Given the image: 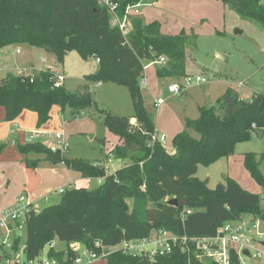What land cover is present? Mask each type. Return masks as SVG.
Listing matches in <instances>:
<instances>
[{"label":"trees","instance_id":"16d2710c","mask_svg":"<svg viewBox=\"0 0 264 264\" xmlns=\"http://www.w3.org/2000/svg\"><path fill=\"white\" fill-rule=\"evenodd\" d=\"M218 1L264 29L263 0ZM110 2L117 5L121 19L128 7L144 4V0ZM112 20V13L101 0H0V51L29 45L54 54L60 63L72 51L85 60L93 58L99 62L98 72L85 77L79 92H70L64 86L55 88L50 71L33 78L8 74L0 81V107L5 109L7 122L30 111L37 115L40 129L50 122L54 107L63 114L70 110L73 116L94 109L97 105L90 91L92 82L126 87L135 109L130 118L105 115L104 124L123 141L113 151L114 159L131 161L111 174L90 161L53 153L41 143L18 145L29 169H36L40 161L31 160L29 155H44L54 166L64 164L82 178L102 180L95 190L65 189L56 204L31 212L24 227L28 258H36L53 240L66 248L52 250L50 258H57L61 264H74L78 255L75 244L102 256L103 248L146 239L158 231L204 238L216 236L224 225L239 222L245 216L264 223L258 194L245 190L231 177L215 189L197 177L199 166L210 167L231 157L239 143L250 142L258 131H264V92L245 101L229 88L214 106L200 107L199 118L186 119V129L173 138L174 153L160 142L149 147L156 125L141 93L144 64L164 56L168 62L157 69L158 78L183 81L190 76L189 35L184 31L165 35L159 21L145 23L138 17L132 19L129 33L123 35ZM132 119L137 127L132 125ZM190 131L199 137H193ZM6 147V143L0 144V156ZM130 149L136 152L130 155ZM260 164L256 154L245 155V168L264 189ZM173 199H186L187 206L175 207L170 204ZM140 202L150 205L144 218L138 209ZM21 242L18 239L16 245L19 247ZM197 255L192 248L182 252L176 247L170 254L154 259L120 251L104 258L106 264H217L208 259L204 263ZM230 255V264H241L237 251L232 249Z\"/></svg>","mask_w":264,"mask_h":264},{"label":"rangeland","instance_id":"374dc122","mask_svg":"<svg viewBox=\"0 0 264 264\" xmlns=\"http://www.w3.org/2000/svg\"><path fill=\"white\" fill-rule=\"evenodd\" d=\"M154 1H156L155 4ZM145 5L139 8L142 20L159 21L163 32L167 34H175L183 28L190 32L191 44L187 50L188 73L194 76L204 75L209 81L203 86L190 88L183 97H177L170 96L167 92V81L172 80L159 79L156 73L157 69L165 67L168 59L164 65L152 66L144 72L149 80V87L145 88L140 85L145 107L153 113L158 135H165L164 146L172 153L174 152L173 138L186 129V119L199 118L200 107L214 106L228 87H238L240 95L247 101L264 92V29L243 19L236 11L218 0H149ZM20 48L23 54L16 56L19 64H32L36 69H44L45 64L41 62V58H45L47 65H55L66 77L63 85L70 92L81 91V87L85 84V77L99 70L98 60L93 58L85 60L76 51L67 53L64 62L60 63L54 54L42 49H31L28 45H20ZM11 49H15V46ZM13 60L12 58L9 62L11 65H14ZM34 71L38 73L37 70L32 72ZM12 72L18 74V70ZM6 74V70H0V79ZM240 82H243V85H239ZM99 84L90 83V91L96 102V108L87 110L79 116H73L70 110L63 114L59 107H54L50 121L53 124L47 130L50 133L61 130L66 133L71 147L64 157L90 161L95 165L105 167L111 174L125 164H130L131 161L114 159L113 151L120 146L117 145L118 141L121 145L123 141L119 136L110 132L104 124L105 115L109 113L130 118L135 115V109L130 92L126 87L113 82ZM158 99L164 100L160 108L154 106V102ZM190 134L193 137H199L193 131H190ZM41 140L45 141V139ZM53 143L52 138H49L44 145L48 146ZM135 152L136 150L130 149L129 154ZM13 153L21 155L18 150H9L3 161L17 160V154L14 156ZM247 153L257 155L261 161L260 171L264 174V160H261L264 154V136L254 135L250 142L239 143L231 157L224 158L210 167L199 166L197 177L207 183L210 189H215L218 184L225 183L227 177H231L238 181L245 190L258 194L264 209V189L252 179L244 165ZM29 158L40 160L37 168L42 171L43 182L36 192L37 195L39 193L40 195L49 194L47 199L36 204V212H40L58 202L60 189L54 188L61 181H69L71 177L60 170L63 169L66 173L67 167L64 164L54 166L45 160L44 155L31 154ZM2 166L3 164H0V167ZM1 172L2 169H0V203L12 192L7 189V181L1 179ZM78 182L74 185L76 188L97 189L95 184ZM129 203L133 206V200ZM149 206L145 202L138 203V209L143 218ZM251 219L250 216L244 217L245 222H250ZM248 227L253 229L251 223ZM259 242L255 247L261 250L262 246ZM73 246L79 248V251L82 250L81 245ZM65 248V244L59 243V250ZM103 251L101 259L96 264H106L104 257L112 253V249ZM146 252H149V249H146ZM252 252L256 253L257 250L254 249ZM241 260V264L244 262L264 264V259L254 261L244 255H241ZM202 261L206 263V260Z\"/></svg>","mask_w":264,"mask_h":264},{"label":"built area","instance_id":"2783aa9c","mask_svg":"<svg viewBox=\"0 0 264 264\" xmlns=\"http://www.w3.org/2000/svg\"><path fill=\"white\" fill-rule=\"evenodd\" d=\"M147 1L149 0H144V4L128 7L123 19L118 16L116 4H113L110 0H101V3L112 13V25L118 27L123 35H127L130 31L132 19L139 15V8L144 6ZM17 53L20 54V51H17ZM166 60V57L161 56L155 61L144 64V71L140 80V85L145 88L149 87L148 76L145 75L144 72L152 66L164 65ZM41 61L44 63L46 62L45 59H41ZM17 70L18 74L16 75L18 76L33 78L36 75H39L36 74L35 71L32 72V69L28 68H19ZM46 71H50L53 74L55 88L64 86L63 83L66 77L59 70L48 66L40 73ZM208 82V79L204 75H190L183 81H171V83L167 85V92L170 96L181 97L190 88L194 86H203ZM163 104L164 100L158 99L155 101L154 105L156 108H160ZM131 123L133 126L137 125L136 120H132ZM49 138H52L54 142L52 145L47 146L51 152L59 153L61 156H64L69 152L71 145L64 131L56 133L33 131L27 139V142L41 143L44 145L45 141H42L41 139L49 140ZM155 142H160L165 145L166 138L163 135L159 136L155 133L152 136V142L149 147H152ZM63 192V189L60 190V194ZM33 210L36 211V208L28 194H22L11 206L0 210V264H61L57 258H50L49 256L52 250H55L56 252L59 251L58 240H53L48 243L36 258H28L26 253L24 227L27 218ZM249 223L252 224L253 229L248 227ZM18 239H22L19 247L16 245ZM258 241H260L259 243L262 246L261 250H258V248L255 247V245L258 244ZM176 247L180 248L182 252H186L192 248L197 252L199 259L212 260L217 264H230V252L232 249L239 254L241 263V255L254 261L264 259V223L259 220H254L253 218L250 222H245L243 218L236 223H227L218 230L216 236L204 238H190L187 236L177 237L165 231H158L149 238L123 242L119 246L109 249H112V253L120 251L125 255H146L149 258L154 259L156 257L170 254ZM146 249H149V252H146ZM254 249L257 250L256 253L252 252ZM76 250L78 251V255L74 260V264H95L102 257L85 248H82L81 251H79V248ZM245 250L249 251V255L244 254ZM244 264L246 263L244 262Z\"/></svg>","mask_w":264,"mask_h":264},{"label":"crops","instance_id":"0c3cea01","mask_svg":"<svg viewBox=\"0 0 264 264\" xmlns=\"http://www.w3.org/2000/svg\"><path fill=\"white\" fill-rule=\"evenodd\" d=\"M140 14L141 13H139V15L137 17L141 19ZM154 21H156V20H154ZM144 22L150 23L148 21H144ZM182 31L187 33V35H190L189 34L190 32L187 31L186 28L181 29L180 32H177L175 34H167V33L163 32V27H162V33L165 35H177V34L181 33ZM24 46H27V45H24ZM12 47L13 46H10V47L5 48L2 51H0V70H6V72H7L6 76L10 73L14 74L12 71L17 70L20 67L32 69V71L37 70L38 73L35 72L36 74H40V72L42 70L46 69L48 66L59 70L55 65H47V60L45 58H41V59L46 60L45 63L41 61L43 64H45L44 69L43 68L36 69L32 64H28V65L19 64V62H17L16 56L23 54V52H22L20 46H18V45L15 46V49H11ZM28 47L31 49L33 48L29 45H28ZM17 51H20V54H18ZM11 57L14 59L13 60L14 65H11L9 63L12 59ZM4 78H2L0 80H3ZM169 83H171V82L167 81V85ZM99 85H101V83ZM239 85H243V82H240ZM229 88L235 89V91L240 95V92L237 90L238 87L234 88L232 86L228 87L226 89L225 93L227 92V90ZM183 95L181 97H183ZM240 96L243 100L247 101L244 97H242V95H240ZM256 96H254V98ZM253 99H251V100H253ZM251 100H248V101H251ZM154 104H155V102H154ZM53 110H54V108H53ZM53 110H52V113H53ZM52 113H51V116H52ZM5 116H6L5 109L3 107H0V144H3V143L7 144L6 149L4 150L2 155L0 156V164H3V166L0 167V169H2L1 179L4 181H7V189H8V191H12V192L9 194V196H5L2 199V201L0 203V210L3 208L11 206L15 202V200L19 197V195L21 196L22 194H28V196H30V199H32V201L34 203L35 208H37L36 204H38V202L42 201L43 199H47L46 197L49 195L47 193H43L41 195L39 193L37 195V193H36L38 188L41 186V184L43 182V176H42L43 174H42L41 169H38V168L29 169V168H27L26 162H25L26 157L22 154L18 155L17 153H13L14 156H15V154H17V160H14V161L10 160V159H6L4 162L3 158H6L5 156L9 150H12V151L16 150L17 151L19 144L24 145V144L28 143L27 139L31 135V132H33L35 129H38L37 128L38 117L33 112L24 111L13 123H11V122L5 121ZM51 119H52V117H51ZM132 120H135V119H132ZM51 124H53V123L49 122L44 127L40 128L39 131L48 132L47 129L50 128ZM61 131H63V130H61ZM57 132H59V131H57ZM156 133L158 134L157 129H156ZM163 136H165V135H163ZM46 141L47 140H45V143H46ZM117 145H121V142L118 141ZM18 152H19V150H18ZM172 153H174V152H172ZM127 165L128 164H125L124 166H127ZM60 170H62V173H64L65 175L70 176L71 179L69 181H67V180L61 181L59 184L56 185L57 187H55L54 189L65 190L68 188H76L74 185H75V183H79L78 181H82V182H85V183L91 184V185L95 184L97 188L100 187V185L102 184L101 179H85V178H82L81 174L78 172L73 171V173H72L71 170L67 169V171L65 173L63 171V169H60ZM107 172L110 173V171H107ZM62 177H61V179H62Z\"/></svg>","mask_w":264,"mask_h":264},{"label":"water","instance_id":"95a60500","mask_svg":"<svg viewBox=\"0 0 264 264\" xmlns=\"http://www.w3.org/2000/svg\"><path fill=\"white\" fill-rule=\"evenodd\" d=\"M257 135L259 137H263L264 132L262 130L261 131H258ZM170 204L171 205H174L175 207H177V206H187V200L185 199V200H180L179 201L177 199H173V200L170 201ZM244 254L245 255H249V251L248 250H245L244 251Z\"/></svg>","mask_w":264,"mask_h":264}]
</instances>
